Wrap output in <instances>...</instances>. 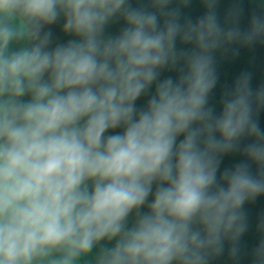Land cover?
<instances>
[{
  "label": "clouds",
  "instance_id": "obj_1",
  "mask_svg": "<svg viewBox=\"0 0 264 264\" xmlns=\"http://www.w3.org/2000/svg\"><path fill=\"white\" fill-rule=\"evenodd\" d=\"M190 3L0 0V264H209L226 240L239 258L242 207L264 196V86L244 72L219 114L208 102L215 53L264 43V15L241 30L218 0L182 17ZM61 18L74 38L54 43Z\"/></svg>",
  "mask_w": 264,
  "mask_h": 264
},
{
  "label": "water",
  "instance_id": "obj_2",
  "mask_svg": "<svg viewBox=\"0 0 264 264\" xmlns=\"http://www.w3.org/2000/svg\"><path fill=\"white\" fill-rule=\"evenodd\" d=\"M147 3L148 0H132L134 7ZM216 11L218 19L222 24L225 23L226 20L231 19L232 14L237 13L240 29L247 30L253 15H264V0H218ZM205 12L206 8L202 0H191L190 5L182 9V17L190 18L195 21L203 16ZM62 25L63 19L61 18L57 23L46 26L45 30L50 28L53 33L54 43H66L68 40L74 38L71 35H66L62 31ZM123 26L122 21L112 22L107 26L106 33L116 35ZM177 47L190 46L181 45L180 42L177 41ZM232 48H238L237 55H233L231 50L227 53L222 51H217L215 53L218 81L215 88L209 94L208 106L213 107L217 114L222 110L221 100L225 90L233 87L236 79L241 73L248 72L252 74L251 86L254 90L264 86V43L258 42L251 47L233 45ZM179 75L178 69L169 70L165 68L161 71L160 80L168 77L177 80ZM155 86L154 83L147 94L138 98L136 101L137 108H142L147 104L148 99L154 93ZM257 119L260 126L264 128V109L259 111ZM115 131H122V129H117ZM108 134L112 133H106V135ZM180 139H182V137ZM249 142L248 139H243L241 141L242 145ZM244 159L245 158L240 153L225 155L222 158L220 172L225 168L234 167ZM256 171V165H252V172L255 174ZM149 199H151V197H149ZM242 211L246 213L248 228L239 240V258L234 260L229 256L231 243L226 240L223 254L210 259L209 264H252V252L259 245L261 240H264V231L259 230V225L264 221V196H258L252 201L245 202ZM112 243H114V241ZM95 251L96 249L93 250V254L91 255H94ZM84 259H90V257L83 258L80 264H84Z\"/></svg>",
  "mask_w": 264,
  "mask_h": 264
}]
</instances>
